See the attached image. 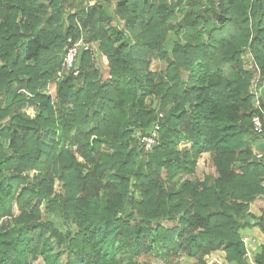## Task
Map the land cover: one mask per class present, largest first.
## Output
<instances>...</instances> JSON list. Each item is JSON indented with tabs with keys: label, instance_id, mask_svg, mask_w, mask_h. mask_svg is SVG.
Returning <instances> with one entry per match:
<instances>
[{
	"label": "trees",
	"instance_id": "16d2710c",
	"mask_svg": "<svg viewBox=\"0 0 264 264\" xmlns=\"http://www.w3.org/2000/svg\"><path fill=\"white\" fill-rule=\"evenodd\" d=\"M81 2L0 0V264H152L156 249L249 264L242 232L264 234V0ZM80 39L78 73L58 79ZM205 154L216 175L189 179Z\"/></svg>",
	"mask_w": 264,
	"mask_h": 264
},
{
	"label": "rangeland",
	"instance_id": "374dc122",
	"mask_svg": "<svg viewBox=\"0 0 264 264\" xmlns=\"http://www.w3.org/2000/svg\"><path fill=\"white\" fill-rule=\"evenodd\" d=\"M81 1L82 0H65V2L68 3L67 7L72 9L73 12H75L76 7L82 3ZM70 5H72V7H70ZM91 5H93V3ZM96 20H97L96 17H93L92 21L94 24H95ZM96 25L98 26L99 24H96ZM104 25L106 28H108V30H111L112 27H109V24H106V22H104ZM120 28L123 30L125 28V26L121 25ZM85 38H87V37L85 36ZM244 60H245L246 68L248 70L253 69L254 64H253V61H252L251 57L249 56V54L245 56ZM165 69H166V63L165 62L158 61V60H154L152 62V65H151L152 71L160 72L163 70L165 71ZM104 70L107 73V71H108L107 66H104ZM47 93L55 98V96H56V83H52V85L48 88ZM259 93H261V95L264 96V89H260ZM253 104H254V106L256 105L255 98H254ZM23 116L26 118H32L34 116V109L31 105L28 104L27 106L24 107ZM258 143L261 144V146H260L262 148L261 154L263 155L264 154V139H260L258 141ZM256 145H258V144H256ZM190 146H191V143L182 144L180 146V149L185 150L186 148H190ZM259 153H257V154H259ZM210 174L215 176L216 171H215V168L213 167V164H212L211 155L205 154L199 160V165H198V169H197L196 174L194 176L188 177V178L192 179V180L203 179L205 177V175H210ZM138 198H139V196H138ZM165 225H167V224H165ZM242 234L243 235L245 234L248 237H253L252 236V234H253L252 230H250V229L243 231ZM260 251L261 250L259 248L258 252H260ZM224 254L225 253L223 251H221L217 254H214L213 257H211V258L207 257L206 259L209 263L213 262V263H218V264H229L225 260ZM254 258L255 257H253V259ZM140 260L143 262H149L152 264H195L193 259L185 257V256H181L179 258H176L175 260L173 258L167 259V258L163 257L162 251H160L159 249H156V251L153 255L143 256L142 258H140Z\"/></svg>",
	"mask_w": 264,
	"mask_h": 264
},
{
	"label": "built area",
	"instance_id": "2783aa9c",
	"mask_svg": "<svg viewBox=\"0 0 264 264\" xmlns=\"http://www.w3.org/2000/svg\"><path fill=\"white\" fill-rule=\"evenodd\" d=\"M83 48L91 49V47L84 44L83 39H80L77 42H74L70 45V47L68 48V52L61 64V69L58 72V79L64 78L65 74L70 71H74L75 74L78 73L76 71L77 70L76 61ZM253 92L256 100V105L254 107L259 111L261 110V93H259V90L256 88V86L254 87ZM160 116L163 117L162 114ZM252 125H253V130L257 136H261L264 134V125L262 122V118L259 114L254 115L252 119ZM157 130L158 127L151 136H146L142 139V144L144 145L146 151L152 150V148H154L157 145L156 142ZM263 157L264 155H259L257 158H263ZM263 199H264V195H263ZM249 241H250L249 238H244L245 243H248Z\"/></svg>",
	"mask_w": 264,
	"mask_h": 264
},
{
	"label": "crops",
	"instance_id": "0c3cea01",
	"mask_svg": "<svg viewBox=\"0 0 264 264\" xmlns=\"http://www.w3.org/2000/svg\"><path fill=\"white\" fill-rule=\"evenodd\" d=\"M257 144L258 145H254L253 146V149H254L255 155H257V157H258L259 155H262L261 154V149L262 148L260 147L261 144H259V143H257ZM257 153H259V154H257ZM263 159H264V157H263ZM260 203L261 202L253 204L251 206V208H250L249 213L250 214H254L257 217L261 216V211H260V206H259ZM251 230H252V233H253L252 234L253 237H248L247 235H245V234L243 235L242 234V241L244 242V238H249V240L251 239L248 243L244 242V244H245L246 249H247V261H248V263L249 264H255L253 257L256 254L260 253L261 251L258 252L259 248H260V250H262V247L264 246V234L258 228H254V229H251ZM219 252H221V251L213 253L212 255L208 256V258L213 257L214 254H217Z\"/></svg>",
	"mask_w": 264,
	"mask_h": 264
},
{
	"label": "water",
	"instance_id": "95a60500",
	"mask_svg": "<svg viewBox=\"0 0 264 264\" xmlns=\"http://www.w3.org/2000/svg\"><path fill=\"white\" fill-rule=\"evenodd\" d=\"M47 1H50V0H47ZM156 105H157V102H155L154 103V106L156 107ZM190 106L188 105V108H189ZM257 161V160H256Z\"/></svg>",
	"mask_w": 264,
	"mask_h": 264
}]
</instances>
